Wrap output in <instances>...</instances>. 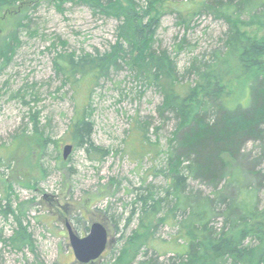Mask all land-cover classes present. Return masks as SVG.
Returning <instances> with one entry per match:
<instances>
[{
    "label": "trees",
    "instance_id": "obj_1",
    "mask_svg": "<svg viewBox=\"0 0 264 264\" xmlns=\"http://www.w3.org/2000/svg\"><path fill=\"white\" fill-rule=\"evenodd\" d=\"M42 1L0 0V11L16 10L19 14L15 27L0 45V76L23 45L21 33H35L30 29L29 12ZM47 1L60 12L65 4H83L94 14L117 20V41L105 53H57V74L77 92L86 86L85 105L76 109L60 141L46 137L39 118L32 116L33 132L18 135L10 147L2 146L9 166L16 162L11 146L17 142L30 164L31 157L38 154L35 164L44 173L51 144L59 154L61 142H68L74 151L83 149L91 162L108 157L110 150L93 141L95 123L90 102L103 78L127 67L162 95L159 118L164 125L175 122V128L164 150L159 141L147 135L150 121L135 120L137 133L133 130L132 138L141 146L130 151L132 156H149L154 163H161H155L142 185L132 190L134 198L125 229L134 221L138 226L123 236L124 244L112 264H160L161 257H168L169 264H264V209L259 197L264 185V0ZM166 13L176 14L186 29L202 15L224 21L228 26L224 47L216 50L211 60L194 58L181 73L177 59L189 46L186 37L176 39L174 54L155 47ZM245 80L249 93L246 101L237 96ZM2 98L0 88V101ZM250 143L258 146L247 152ZM255 150L259 153L253 155ZM62 159L61 155L57 158L63 165ZM149 176L160 177L164 183L148 182ZM195 182L211 193L194 188ZM5 208L6 217L15 216L17 228L12 237L1 240L14 249L34 252L32 235L17 215L22 204L13 209L9 196ZM167 226L176 231L171 240L156 239L159 229ZM141 256L143 260H139Z\"/></svg>",
    "mask_w": 264,
    "mask_h": 264
},
{
    "label": "rangeland",
    "instance_id": "obj_2",
    "mask_svg": "<svg viewBox=\"0 0 264 264\" xmlns=\"http://www.w3.org/2000/svg\"><path fill=\"white\" fill-rule=\"evenodd\" d=\"M63 9L60 12L44 0L36 10L29 12L30 29L35 33H21L23 45L0 76V88H3L0 101V158H3L0 162V237L9 239L17 228L15 216L6 217L3 213L11 196L13 209L22 204L17 215L28 227L35 245L34 252L28 248L17 250L0 238V264H80L70 245L68 226L84 238L94 223L106 227L110 244L102 258L89 264L114 263L124 244L123 236H129L138 226L134 221L125 229L134 198L132 190L142 185L155 163H161V160L154 163L149 156L142 159L132 156L130 151L141 146L139 140L132 138L133 130L137 133L135 120L150 121L147 135L152 141H159L164 150L175 128V122L164 125L159 118L157 109L163 102L162 95L124 67L111 71L99 82L90 102L95 123L93 141L110 150L108 157L102 162H91L87 153L79 149L73 151L68 160L62 159V165L57 158L60 155L63 158L64 147L70 143L61 142L59 154L51 144L45 156L44 173L35 164L38 154L31 157L33 164H30L23 158L25 150L18 147L17 142L11 146L16 162L9 166L10 160L2 146L10 147L15 137L24 132L31 134L34 130L32 116L39 118L40 129L46 137L60 141L76 109L85 105L86 86L82 85L77 92L57 74L54 66L57 53H105L117 41V20L94 14L91 7L83 4H65ZM18 16L16 10L0 11V45L15 27ZM227 30L224 21L209 15L195 18L186 29L178 23L176 14L166 13L155 47L174 54L176 39L185 36L189 46L177 59L179 71L184 73L194 58L211 60L213 53L224 47ZM251 31L255 33L256 29L251 28ZM59 40L67 45L63 46ZM242 83L237 96L246 101L249 96L246 80ZM15 94L21 96L12 99ZM256 146L258 144L250 143L246 151L251 152ZM256 153L259 150L253 155ZM147 181L164 183L162 178L153 176ZM192 186L211 193L197 182ZM262 186L261 210L264 209ZM221 223L219 221L217 226ZM175 233L167 226L160 228L155 237L170 241ZM143 259L141 256L139 260ZM168 259L161 257L159 263L169 264Z\"/></svg>",
    "mask_w": 264,
    "mask_h": 264
},
{
    "label": "water",
    "instance_id": "obj_3",
    "mask_svg": "<svg viewBox=\"0 0 264 264\" xmlns=\"http://www.w3.org/2000/svg\"><path fill=\"white\" fill-rule=\"evenodd\" d=\"M74 151V146L68 144L64 147L63 159L68 160ZM69 240L76 261L80 264L93 263L103 257L110 244L109 232L101 223H94L90 233L84 238L68 226Z\"/></svg>",
    "mask_w": 264,
    "mask_h": 264
}]
</instances>
